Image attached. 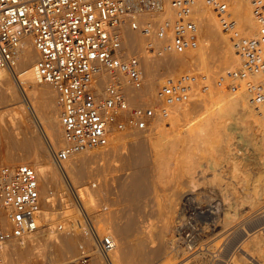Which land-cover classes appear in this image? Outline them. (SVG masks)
<instances>
[{
  "label": "built area",
  "instance_id": "obj_1",
  "mask_svg": "<svg viewBox=\"0 0 264 264\" xmlns=\"http://www.w3.org/2000/svg\"><path fill=\"white\" fill-rule=\"evenodd\" d=\"M197 2L169 0L173 19L164 18L156 26L148 21L142 26L150 53L180 54L198 46ZM205 2L221 30L229 35L240 64L214 80L200 72L166 76L155 104L142 101L131 105L124 88L141 89L146 81L141 56L123 50L124 30L138 28L134 0H0V68L16 77L15 51L20 39L29 36L38 54L36 78L54 89L63 134L61 146L55 147L51 141L47 145L64 176L67 197L78 210L76 223L94 238L103 259L110 260L115 240L110 232L100 230L102 219L87 209L69 178L64 164L71 155L107 145L116 132L147 133L157 120L168 118L174 105L192 101L197 92L205 94L213 85L231 91L244 89L256 108H264V0H249L255 22L251 34L237 26L230 0ZM19 87L31 106L20 83ZM41 208L36 169L27 163L0 165V264H4L5 241L20 239L39 228ZM2 218H7L8 224ZM85 247L78 259L67 264H86L91 254Z\"/></svg>",
  "mask_w": 264,
  "mask_h": 264
},
{
  "label": "rangeland",
  "instance_id": "obj_2",
  "mask_svg": "<svg viewBox=\"0 0 264 264\" xmlns=\"http://www.w3.org/2000/svg\"><path fill=\"white\" fill-rule=\"evenodd\" d=\"M198 2L199 4H201L200 6L202 7L199 10H197V12L194 13L196 19L199 20L200 22V26L202 27V29L199 30L198 33L199 44L196 48L189 49L184 53H180V54L175 53L176 60L171 68L172 71L171 73H166V75H162L163 79L167 75L175 76L184 72H196V73L205 72V74L209 78H212V80H214L219 73H225L226 71L231 70L232 68L240 64V59L234 52V48L232 42L230 41L229 35L228 34L223 35L220 31L221 27L219 25L217 17L215 16L216 17L215 19H211L212 17L211 18L209 17L208 13H210V10L205 0H198ZM249 11H250L249 14L250 19L238 25V27L241 28L247 34H251L255 32V22L252 16L251 7ZM161 17L162 18L174 17V15L171 16L170 14L163 13L161 14ZM158 18L159 16L154 18V21L155 19ZM148 19L149 20L151 19L149 18V15H148ZM203 35L208 36L210 38H208L207 40L205 39L206 40L205 41L203 39ZM203 45H204V49L208 51V53H206L208 54V57L206 58V61L208 63L206 64L200 63L199 58H197L205 54L204 51L200 50V47ZM133 51L134 52L129 51L128 54L130 55L134 53L139 54L138 53L139 50L138 51L133 50ZM139 52L142 53V50H140ZM181 59L183 61H181ZM232 62L234 65L233 64L231 65ZM228 64L230 65L228 66ZM204 69L206 71H203ZM162 70H163L162 72H166L164 71L166 69L162 68ZM158 76H159V80H156L158 79ZM160 76L161 74L160 75L158 74L157 78L155 77L156 79L154 78L155 80H153L152 83L153 93L152 92L146 93L147 91H143L142 93L144 94H142L140 97H146L155 94L158 83L160 85V83L162 82V77ZM13 78L15 79V77ZM39 83L40 82L36 84L38 85ZM155 84H157L156 87ZM38 86H44V84L40 83ZM30 88L31 87H28L25 90L26 95H29L27 90L29 91ZM242 91H244V89ZM234 92L231 90H226V89L224 90L220 87H217L216 85H213L211 86L209 91L205 94L197 92L196 97H194L192 101L174 105L171 108V112L169 113L168 118L166 120H162L161 123L158 124V127H160V129L163 132L165 133L172 132L174 134H178L177 136L180 135L182 138L180 137L179 138L180 139L184 138L183 139L184 141H181L182 143L179 141V145H178L179 148L178 147L177 148L180 151L177 150L178 153L173 152L172 153L173 155L171 157L166 156V153L163 150L157 151L154 148L150 149L149 154L151 155V159L149 161L148 166L150 171L149 182L151 188L148 194L145 197L144 196L142 197V200L143 199L145 200H143V203H141L143 204V208H140L141 211L138 212L139 214L138 216L140 219V221H138L137 223V226L139 228L138 231L139 233L136 232L134 235H132L130 237V242L132 244H135L137 239H139L140 237H145L149 240V246L152 247L154 245H157V243L159 242L158 238L156 237L157 235H159L163 239L165 238L164 240L167 239L169 241L171 239L169 242L166 240V247L168 244V247L166 249L167 251L171 249L169 251L171 255H169V253H167L166 251L168 256L165 253V256L163 255L152 259L150 261V264H167V262L168 264H172V262L173 264H183V262L184 264L187 263L188 264H218V263L235 264L236 262L235 263L233 262L234 260L237 261V259H238V263L236 264H239V261L240 263L241 262L243 263V260H244L243 264H254V261L250 260L251 257L247 258L249 256L246 255L245 251L242 250L241 246L245 245L247 241L249 244L250 240H247L248 238L245 239V237H247L246 235L242 238L241 228L246 227L245 229H247L248 231L251 229L249 231L251 233L252 231L257 230L258 231V233L256 232L257 234H261L262 236L264 235V115H259L256 121L252 123L248 122L247 117L246 119L242 118L239 112L237 111L235 112L236 110L235 105L233 106L232 104H230L233 101ZM19 95H20V98H18L20 101L19 103L22 104V107L25 106L24 110L26 111V113H28V116L30 115V120H29L30 123L28 122L29 129H31V131L33 129L34 133L36 132V134L40 135L41 140L44 142V144H46L45 143L46 137L45 134H43L44 132L42 129V124L40 123L41 113L38 110H35L36 113L33 112L32 107L29 106L27 103H25V101L23 100L22 94ZM31 100L34 101L32 97L30 98V101ZM33 101L31 102L33 103ZM35 103L36 105L39 104V100L38 102L36 101L34 102V104H32L35 108L39 107L38 105L36 106ZM27 106L30 108L31 113L29 112ZM210 106L212 107L215 106V108H213L215 109V111L211 109L213 113L216 112V109H218L220 112V114L219 112L218 113L216 112L215 115H213L214 118L212 120V124L213 122L214 123L216 122L215 124H217L215 128L218 127V130L215 133L216 140L212 143V145H209L210 147L213 146L212 148L208 147L209 149H212L211 152L207 151L206 150L207 148H204L207 152L203 149L205 151V152L203 151V153H205L204 156L198 158V164L200 163L199 165L200 168L199 167L195 168V173L198 172L196 174L197 177L198 174L200 177L197 178L195 176V178L198 181L195 183V185H191V182H189L188 179L190 175L188 176V174L183 173L184 175L182 174L183 175L182 176L181 174H179L180 172L181 173L184 172L186 166L190 165L189 168H191L192 165L191 164L192 154L189 151H192L193 148H191L192 150H188V149L186 150V147L187 146L191 147V143H193L191 142L192 140L189 138V134H190L189 129H191L190 126H192L193 124H195L196 126L198 124L196 122L199 121L201 122V120L203 121V118L207 114H209L208 113L210 111L209 108H212ZM251 108L254 110V112H258L260 109V108L257 109L252 105ZM215 116H218L219 118L218 117L216 118H218L219 120H217ZM206 117H208V115ZM218 123H220L219 126ZM134 132L135 131H133V133L130 132L131 134H133V136L130 133L123 132L122 133L123 136L120 135L117 139L108 143L106 147H103V148H107L109 145L114 148L116 147L115 148L116 151L114 152L115 154H107L95 158L92 161H89L88 165L86 163L88 168L84 166V168L89 169L87 170L89 173L85 174L84 180L81 179L83 181L82 183H84L83 185L87 187L89 186V184H91L92 187L96 186L95 188H99L97 186H99V184L101 183V185H103V187L105 188V190L100 192V195H98L95 201L96 204L94 205V209L92 210L95 214L96 219L101 218L100 214H104L108 216L109 219L111 212L115 210L121 209L120 211H122V209L128 205L129 208L126 207L127 209H130L131 206L132 207L136 206V204L132 205L133 202H131L130 205V202L121 199L118 193V187H119L118 185L121 178L123 179V176L124 177L126 175L128 176L133 170L132 165L131 167H129L130 163L128 164V161L126 160V155H129L131 151V147H132L131 142L135 140V137L137 138L135 134L138 131L136 133ZM150 132L151 131L143 134L147 136V134ZM41 134L43 136H41ZM125 134H129V135L125 136ZM138 134L140 133L138 132ZM174 134H172V136ZM189 141L191 142L190 145H188ZM185 142L186 145H183ZM61 145L62 144L60 143L59 146ZM180 146L183 148L180 149ZM190 147L188 148L190 149ZM192 147H194V145ZM182 149L186 150L188 153L185 151L184 152L181 151ZM126 150L128 151L126 152ZM2 151H3L2 146L0 144V155L2 154ZM118 152L120 153V155ZM176 155L179 157L174 158V156ZM180 157L184 158V163L183 162L180 163L181 162V159L179 161ZM123 158L125 159V161ZM185 159L187 160L186 163H185ZM167 160L168 161L172 160L170 162L169 168L166 169V167L162 168L161 166H159V163H162ZM21 162L22 161L17 163L20 164ZM5 163L6 162L3 163V161L0 159V165H3ZM181 164H183V166L185 167L182 168ZM198 164L196 163L197 166ZM52 165L54 166V168L55 167L57 168L55 163H52ZM196 165L194 167H196ZM194 167L192 169L193 171H194ZM180 176H182V178ZM39 184L41 187L42 182L40 181ZM106 188H107V192H106ZM178 189H182L183 191H186L188 193L192 192L191 194H189V196L187 195L189 198L192 199H189L187 196L183 198V196L180 194L177 195L176 190ZM188 190L191 191L189 192ZM175 200L177 201V203H179L178 205L180 206L176 205L174 210L173 203L174 202L176 203ZM170 202L171 203L173 202L172 206ZM169 203H170L169 206H171V208L173 207L172 210L175 211L172 212V210L170 209V214H169V210H167L169 209V206L165 209V206H167ZM134 207L131 208V210L135 209ZM102 208L104 210H102ZM160 209L161 210L165 209L166 210L165 214L168 215L163 216L162 213H164L165 211L164 212L162 211V213H160L159 212ZM223 212L225 213V215L228 213L229 215L228 214L227 215L228 216L231 215L232 217L229 219L230 221L228 220L229 221L228 223H226L227 220L225 219L227 215L225 216ZM65 215L67 216H64L61 219H57L54 222H50L49 225L53 224V226L56 227L57 232L58 230L59 232L65 231L67 225L71 223L70 221L76 220L73 219L74 217L76 218L79 217V213L76 206L70 205ZM160 215H162V217L167 216L166 217L167 219L165 218L163 219V222H161L162 219L158 220L162 218ZM168 219L171 220L169 221L170 226L160 225L161 223L162 224L167 223ZM103 223L104 221L99 220L98 226L99 225L101 226L102 224L104 228L105 225ZM158 224L161 226V228L159 227ZM59 225H62V228L59 229L58 228ZM162 226L166 227V229L162 228ZM158 227L161 229V231L156 229ZM162 229L168 231L166 232L164 230L163 232ZM106 230L107 232L109 231L108 229ZM106 230L103 229V232ZM77 231L79 236L76 235L77 236L76 238L78 239L80 237L79 241L81 240V242H83L84 240L83 243L85 244V238L81 233V229L78 228ZM189 240L191 242L192 240H194L193 247L191 248L189 247L190 245H188ZM243 241L245 243L241 244ZM12 242H14V240ZM78 242L77 245H79ZM85 245L87 247V248L85 247L86 249L90 248V246L87 243ZM246 245L245 247H247L248 249V247L250 248L252 246V243L251 245L249 244V246ZM252 249H248V250L251 251ZM253 251L255 250L253 249ZM253 251H251V253H254ZM89 253H91L90 250ZM92 255L97 256L98 260L100 261V264L101 263L105 264L103 257L100 256L99 253L98 254L91 253V257H93ZM170 256L173 258H171ZM53 257L54 258L57 257V253H53L52 258ZM91 257L86 264L91 263ZM169 257H170L169 260L172 259L171 263L169 261H166L168 260ZM46 261L47 259L32 260L29 258H22L19 259L18 263L16 264H47Z\"/></svg>",
  "mask_w": 264,
  "mask_h": 264
},
{
  "label": "bare ground",
  "instance_id": "obj_3",
  "mask_svg": "<svg viewBox=\"0 0 264 264\" xmlns=\"http://www.w3.org/2000/svg\"><path fill=\"white\" fill-rule=\"evenodd\" d=\"M152 1H154V0H151V3H152V5H151L150 0H134L135 13H136L135 14V20L138 23V28L137 29L126 28L124 30V43H123L124 53L128 54L129 51L134 52L133 50H135V51L136 50L137 51L142 50V53H140L138 51V53L140 54V55L139 54L138 55L141 56L142 66H143V70L145 72V77H146L145 85L143 86V88L137 89L131 85H126V87L124 88V92H125L127 99L131 105L140 103L142 101L149 103V104L150 103L155 104L157 102V93H158V88L160 86L157 81L156 82L158 83V85L155 84V87L157 85V88H156L154 95L146 96V97H140V96L142 94H144V93H142L143 91H147L146 93L152 92L153 91L152 90L153 80H155L157 78L158 74L159 75L161 74L160 77H162V75H166V73H171V71H172L171 68L174 65V62L176 60L175 52H166L162 55H157V54L150 53L146 47L147 46V38H146L145 34L141 31V28L146 22H148V20H149L148 15H149V18H151L149 21L151 22V24H153L155 26L160 21H162L164 19L161 17V14L167 13V14H170L171 16L174 15V12L170 6L169 0H156L154 2H152ZM230 3H231L230 8H231V11L233 13L234 18L237 21V26L239 24H242L246 20L250 19L249 9H250L251 5H250L249 0H231ZM200 5L201 4H199V2H197L196 6L194 8V12H197V10H199L202 7ZM208 7H209V5H208ZM209 10H210V13H208L209 17L210 18L212 17L211 19H215L216 15H215L214 11L210 7H209ZM158 16H159V18L155 19V21H154V18H156ZM166 18L173 19L174 17H166ZM198 23H199V30H201L202 27L200 26L199 20H198ZM220 31L223 35H227V33L223 32L222 30H220ZM208 38H210V37L203 35L204 40L205 39L207 40ZM200 50L205 52V54L201 55L200 57H197V58H199L200 63H202V64L208 63L206 61V58L208 57V54H206V53H208V51L204 49V45L200 47ZM134 54H137V53H134ZM37 57H38V54L34 48L32 39L29 36H24L20 39V41L17 45V49L15 51V55H14V59H13L16 77L8 69L0 68V144H1L2 150H3L2 154L0 155V157H1L0 159L3 161V163L6 162L5 163L6 165H13L14 166V165H17L18 164L17 162H20V161L32 165L38 173L39 182L40 181L42 182V185L40 187V194H41V198H42V208H41L40 216H39L40 217L39 228L36 231H34V234L31 233L29 235H26V236L20 238V239H11V240H7L3 243L2 255H3L4 264H16V263H18L19 259H22V258H29L32 260L47 259V261H46L47 264H51L52 262H53L52 264H54V263L55 264H67L69 262H72V261L78 259L81 256V254H82L81 247H85L86 243L90 246V248L85 249V252L88 251L87 253H89V250H90V252L92 254L93 253L98 254V252L95 249V240L90 234H87L86 232L81 230V233L83 234V236L85 238V244L83 243L84 240H83V242H81V240L79 241L80 237L78 239L76 238L77 236H79L77 233L78 232L77 229L80 227V225H78L76 223V220H72V224H68L67 228L63 232H59V230L57 232L56 231L57 229L55 226H53V224L49 225L50 222H54L57 219H61L64 216H67L65 214L67 213L69 206L74 205V204H73V202L70 201V199L68 197H66L67 190H65L66 184H65L64 176L62 175V173L58 167L54 168V166L52 165V163H54V161L51 157V153H50L49 147L47 145V141H51L55 147H58L60 143L61 144L63 143V134H62L61 124H60V121L58 118L59 115H58V106L56 103V95L54 94L55 92H53L54 90L51 87L52 85L48 82H40L41 84H44V86H38L40 83L38 85L36 84V83H38V80L36 78L34 65H35V61H36ZM181 61H183V60L181 59ZM185 62H187V61H185ZM232 64H233V62L231 63V65ZM229 65L230 64H228V66ZM162 68L166 69V70H164L166 72H162L163 71ZM203 71H206V70L204 69ZM13 77H15L16 80ZM156 80H159V76H158V79H156ZM162 80H163V77H162ZM19 83L23 86L24 90H26L28 87H31L29 91L27 90V92L29 93V95H27V96L29 97V99L31 97H32V99H34V101L31 100V101H33V103L31 102V107H32L33 112H35V110H38L41 113L40 123L42 124V129L44 132L43 134H45V137H46V140H45L46 144H44V142L41 140L40 135L36 134V132L34 133L33 129L31 131V129H29V127H28L30 115L28 116V113H26V111L24 110L25 106L22 107V104L19 103L20 102L18 99V98H20L19 94H22V91L19 87ZM242 90H240V89L238 90L241 92H238L236 90H235L236 92L233 91L234 97H233V101L230 104H232L233 106L235 105V107H236L235 112L236 111L239 112V114L241 115L242 118L246 119V117H247L248 122L252 123V122L256 121V119L259 117V115H264V108H260V109L257 108V109H259V111L254 112V110L251 108V105L252 106H254V105L248 99V96H249L248 93L245 90L244 91H242ZM36 99L39 100V104H37L39 107L35 108L32 104H34V102H36V101L38 102V100H36ZM35 105H36V103H35ZM210 107H212V106H210ZM27 108H28L29 112L31 113L30 108L28 106H27ZM213 108H215V106H213L212 108H209L210 111L208 112L209 114H207L208 117H206L207 116L206 115L204 117L205 119L203 118V121L201 120V122L198 120L200 123L196 122L198 124L196 126H195V124H193L192 126H190L191 129H189V132H190V134L188 133L189 138L192 140L191 142H193L194 144L189 141L188 145H190V143H191V147L190 146H187V147L185 146V147H186V150L187 149L192 150L191 148H193L192 151H189L192 154V162H191L192 165H191V168H189L190 165L185 167V166H183V164H181L182 168L185 167L186 169H184V172H182V173L179 171L180 172L179 174L182 175L183 173H185V174H188V176L190 175L189 177L188 176H186V177H188L189 182H191V185H195V183L198 181L195 178V176L197 177L196 174L198 173L197 169H196L197 173H195V168L199 167V165H200V163L198 164V158H200L201 156H204V154H205V153H203V151L205 150L204 148H207L206 150L211 152L212 149H209V148H212L213 146L210 147L209 145H212V143L216 140V134L215 133L218 130V127L215 128V126L217 124H215L216 122L215 123L213 122V124H212V120L214 118L213 115H215L216 112L218 113L219 110L216 109V112L213 113V111H215V109H213ZM218 108H220V107H218ZM205 113H207V112H205ZM258 113H260V114H258ZM219 114H220V112H219ZM218 116H220V115H218ZM218 116H215V118ZM218 118H216V119L219 120ZM161 121L162 120L156 121L155 125L150 130L151 132L148 133L147 136L144 135L145 134L144 132L138 131L140 133V134H138V132L135 131L134 133L137 132L136 134H138V135L135 134V136H137V138L135 137V140L133 141V139H134V137H133V139H132L133 142H131L132 147L130 146L131 151H130L129 155H126V160L128 161V164L130 163L129 167H131V165H132L133 170L131 171V173L128 176L126 175L127 177L123 176V179L121 178L119 185H118L119 186L118 187V193H119V196L121 197V199L130 202V205H131V202H133L132 205L136 204L135 207L133 206L135 209L131 210V208H133L132 206L130 209H127L126 207H128L129 206L128 205L125 208H123L126 210L122 209V211H120L121 209H119V210H115V211L111 212L109 219H108V216H106L104 214H100L101 219L104 221L103 224L105 225L104 228H103L102 224H101V226L99 225L100 230L103 232V229H105V230L108 229L109 230L108 232L111 233V235L113 236V238L115 240V247L109 254L110 260L106 259V258L103 259L105 264H150V261L152 259L159 257V256H163V255L165 256V253L167 251V249H166L168 247V244L166 247V240L167 239L164 240L165 238L163 239L159 235L156 236L158 238L159 242L157 243V245H154L152 247L149 246V240L145 237H140L139 239H137L135 244H132L130 242V237L139 231V228L137 226L138 221H140L139 216H138L139 215L138 212L141 211L140 208H143V204H141V203H143V200H145V199L142 200V197L143 196L145 197L151 188L150 182H149L150 171H149V166H148L149 161L151 159V155L149 154L150 149L154 148L157 151L163 150L166 153V156L171 157L173 155L172 154L173 152L178 153L177 150H179L178 149L179 148V146H178L179 141L180 142L184 141L183 140L184 138L180 139V138H182L180 135L177 136L178 134H174L172 132H169V133L163 132L160 129V127H158V124H160ZM219 124L220 123H218V126H219ZM192 127H193V129H192ZM131 133H133V131ZM172 134H174V135L172 136ZM120 135L123 136V134L120 132L113 133L110 137L109 143L111 141L117 139ZM126 135H129V134H125V136ZM131 135L133 136V134H131ZM41 136H43V135L41 134ZM186 142L183 145H186ZM131 143H130V145H131ZM192 144L194 145V147H192L193 146ZM106 146L107 145H105L103 147H106ZM103 147L98 148L97 150H85V151L75 153V154L71 155L70 158L67 160L68 163L66 161L65 162L66 164H64L65 169L69 175V178L73 182L74 186L77 188L78 193H79L82 201L84 202L85 206L89 210L94 209V205L96 204L95 201H96L98 195H100V192L104 191L105 188L103 187V185H101V183L99 184V186H97L99 188H95L96 186L92 187L91 184H89V186H87V187L83 185L84 183H82L83 182L82 180H84L85 174L89 173L87 171L89 169L84 168V166L88 168L87 165H88L89 161H92L95 158H98V157H101V156H104L107 154H115L114 152L116 151V149H115L116 147L114 148L110 145L107 148H103ZM188 147H190V149ZM181 148H183V147L180 146V149ZM117 149H118V147H117ZM186 150L182 149L181 151L187 152ZM127 151L128 150H126V152ZM119 152H120V150H119ZM199 154H201V155H199ZM119 155H120V153H119ZM178 157L179 156H177V155L174 156V158H178ZM180 159H181L180 163H182V162L184 163V158L180 157L179 161H180ZM124 161H125V159H124ZM171 161L172 160H169V161L167 160V161H164L162 163H159V166H161L162 168L166 167V169H167V168H169ZM186 161L187 160L185 159V163H186ZM177 162H178V160H177ZM199 162H201V161H199ZM86 163H87V165H86ZM196 163L198 164V166L196 165ZM195 165H196V167H194ZM178 166H179V163H178ZM193 167H194V171L192 170ZM177 170H179V169H177ZM201 171H203V170H201ZM182 176H180V177L182 178ZM198 177H200L199 174H198ZM182 181H180V182H182ZM191 190H188V191L190 192ZM106 192H107V188H106ZM191 193L192 192L188 193L186 191H183L182 189L176 190V194L182 195L183 198L187 195L189 196V194H191ZM54 198H55V200H54ZM140 199L142 200V202ZM185 199H187V198H185ZM189 199H192V198H189ZM170 203L167 206H165V209L170 205ZM172 203H171V206H172ZM146 204H148V203H146ZM178 204L179 203H177V201H176V203L175 202L173 203L174 210H175V206ZM171 206H169V209H167V210H169V214H170V209L172 210V208H173V207L171 208ZM178 206H180V205H178ZM165 209L164 210L160 209V211H159L160 213H162V211L163 212L165 211L164 213H162L163 216L168 215V214H165L166 213ZM174 210H172V212H175ZM176 210H177V208H176ZM208 211H210V210H208ZM226 211H225V213H226ZM214 213H215V211H214ZM225 213L223 212L224 215H225ZM162 215H160V216L162 217ZM228 215L225 218L227 220V222L225 221L226 223H228L230 221L229 219L232 218L231 215L230 216H228ZM166 217H162L158 220L162 219L161 222H163V219H165ZM73 219H76V217H74ZM2 220L4 221V224H8L7 218H2ZM258 220H260V219H258ZM169 221H171V220L168 219L167 223L164 222L165 224L161 223L160 225L170 226ZM223 221H224V219H223ZM160 225H159V227L161 228ZM159 227L156 229L161 231V229ZM162 228L166 229V227H163V226H162ZM245 228L246 227L241 228L242 229L241 230V236H242V238L245 235L247 236V237H245V239L248 238L247 240H250L249 241L250 245L252 243V246L250 248L248 247V249H252V247H253V249L255 251H253V249H252L251 251H253L254 253H251V251H249L247 249V247H245L246 244L249 246L248 241L245 245L241 246L242 250L245 251V254L249 256L247 258L251 257L250 260L254 261V264H264V238H263L264 235L262 236L261 234H257L258 233L257 230L252 231V233H251V232H249L251 229L248 231ZM165 229H162V231L164 232ZM104 232H107V230ZM165 235H166V233H165ZM167 235H168V233H167ZM13 240H14V242H12ZM16 240H18V241H16ZM76 241L77 242L79 241L78 242L79 245H77ZM150 242H152V241H150ZM243 243H245V242L243 241L241 244H243ZM193 244H194V240H192V242L190 240L188 241V245H190L189 246L190 248L193 247ZM227 245H229V244H227ZM228 247H227V249H228ZM76 248H77V250H76ZM169 251H167V253H169ZM53 253H57V257L52 258ZM91 253H89V254H91ZM175 253H177V252H175ZM169 255H171V254L169 253ZM167 256H168V254H167ZM197 256H198V254H197ZM170 257L166 261H169L171 263L172 259L169 260ZM173 257H174V255H173ZM173 257H171V258H173ZM241 258H243V257H241ZM234 259H237V258H234ZM173 260H175V259H173ZM194 260H195V258H194ZM235 262L238 263V259H237V261L234 260L233 263H235ZM243 263H244V260H243ZM243 263L242 262L240 263V261H239V264H243ZM90 264H100V261L98 260L96 255L91 257V263ZM167 264H168V262H167ZM172 264H173V262H172ZM183 264H184V262H183Z\"/></svg>",
  "mask_w": 264,
  "mask_h": 264
}]
</instances>
